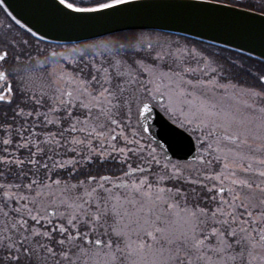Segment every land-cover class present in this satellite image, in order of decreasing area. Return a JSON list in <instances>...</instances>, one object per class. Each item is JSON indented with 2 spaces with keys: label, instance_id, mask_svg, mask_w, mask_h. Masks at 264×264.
<instances>
[{
  "label": "snow or ice",
  "instance_id": "snow-or-ice-1",
  "mask_svg": "<svg viewBox=\"0 0 264 264\" xmlns=\"http://www.w3.org/2000/svg\"><path fill=\"white\" fill-rule=\"evenodd\" d=\"M54 3L87 24L134 0ZM242 6L264 12V0ZM10 33H0V264H264V92L227 103L236 86L195 49L143 35L86 44L69 71L48 58L25 65L29 42ZM158 110L182 130L168 129L171 154L146 135Z\"/></svg>",
  "mask_w": 264,
  "mask_h": 264
},
{
  "label": "water",
  "instance_id": "water-1",
  "mask_svg": "<svg viewBox=\"0 0 264 264\" xmlns=\"http://www.w3.org/2000/svg\"><path fill=\"white\" fill-rule=\"evenodd\" d=\"M223 4L210 0H134L123 15L85 24L59 16L54 0H0V7L12 22L13 17L19 19L25 24L22 30L27 32L30 27L37 33L35 39L48 44L72 45L121 32L153 31L225 48L264 63V14L229 4L228 12L217 10ZM150 123L146 135H154L161 144L166 139L172 145L171 154L179 138L168 129L182 130L159 111ZM183 158V152L173 156L174 161Z\"/></svg>",
  "mask_w": 264,
  "mask_h": 264
},
{
  "label": "trees",
  "instance_id": "trees-1",
  "mask_svg": "<svg viewBox=\"0 0 264 264\" xmlns=\"http://www.w3.org/2000/svg\"><path fill=\"white\" fill-rule=\"evenodd\" d=\"M212 1H217V2H223V3H227V4H232V5H236L242 8H246V9H250V10H254L257 12H260L258 8H247V7H243L242 5L244 4H248L250 2H244L241 1L240 3H236L235 0H212ZM254 4V2H252ZM264 13V12H261ZM20 31L24 34H26L28 37L31 38V42L32 43H36L37 45H41L47 48H59V46H53L50 44H46L44 42H41L37 39H35L34 37H32L30 34H28L26 31L20 29ZM139 31H127V32H121V33H117V34H113L110 36H106L103 38H99V39H95L92 41H88V42H84V43H80L77 44L78 46H84L85 44H88L90 42H95V41H102L104 39L107 38H113V37H120L123 35H131L132 33H136ZM147 32H151V31H147ZM153 33V32H152ZM165 35V34H164ZM169 36H173V35H169ZM173 37H177V36H173ZM179 39H181L182 37H177ZM182 39H186V38H182ZM117 41V40H116ZM186 41H190L194 44H199L202 45L206 48H215L220 51V55L216 56L215 54H213L210 51H204V53L207 55V57L209 58H219V60H223V58H227L228 56L230 57H234L235 55H240L242 57V69L239 70L238 76L236 77V80H233L235 83H237L238 85H240L243 89H250L253 88L259 92H264V83L261 81V77L264 76V63L259 62L255 59H252L250 57H247L245 55L239 54L237 52L228 50V49H224V48H219V47H215V46H211V45H207L204 44L202 42L196 41V40H191V39H186ZM31 43V52L24 48L22 45L21 47L24 48V51L26 53V55L22 58L24 61L25 65L28 64H32L35 65L36 61H39L41 64L44 63L45 58H48L49 60H55V64L57 65V63L61 64L63 67L65 66V64H63V62L57 57L55 56L54 58L52 57V53H48L46 49H44L42 52L40 51H36V48L34 47V45ZM116 43V42H115ZM122 43H127V42H123ZM75 45V46H77ZM70 47V46H67ZM29 56H31V58H34L36 61H33L31 59V61H28ZM216 56V57H215ZM67 66V65H66ZM117 175H119V173H117Z\"/></svg>",
  "mask_w": 264,
  "mask_h": 264
},
{
  "label": "rangeland",
  "instance_id": "rangeland-1",
  "mask_svg": "<svg viewBox=\"0 0 264 264\" xmlns=\"http://www.w3.org/2000/svg\"><path fill=\"white\" fill-rule=\"evenodd\" d=\"M241 1L250 2V3L254 2V4H256V5H259L261 3V0H241ZM20 33H22V32H20ZM141 35H143V37L145 39L150 38L154 43L157 41H159L160 43H167L169 45H172L173 48H175L176 45H179L182 49H195L196 52L199 54V56L203 57L208 62L209 68H211L210 62L212 59H210V60L206 59L202 53V50H205V48L201 47L199 44H194V43H192L190 41H186V39H182V38L179 39L177 37L164 35L161 33H154V32L153 33L152 32H136V33H132L129 36L123 35V36L116 37V38L115 37L107 38V39H104L102 41H111L114 43L115 42H121L122 43V41H123V42H127V43H135L136 38L140 37ZM97 42H101V41L90 42L88 44L97 43ZM32 44L36 48V51L42 52L44 49H46L47 54L55 52L56 56L63 62V64H65L64 68H67L69 71L74 67L75 62H77L80 59L81 50L83 49V46H78V45L77 46H70V47L47 48V47H44L41 45H37L36 43H32ZM105 54H107V53H105ZM31 59L33 61H36L34 58H31ZM53 66L63 67L59 63H57V65H53ZM228 90H229V92L227 94H228V96H232L233 100L232 101H226L227 103H236L237 100H240V101L247 100V97L238 95L240 93V91L239 92L233 91L232 88H228ZM242 90H244V89H242ZM249 102H251V101H249ZM164 114L166 117H168V115L166 113H164Z\"/></svg>",
  "mask_w": 264,
  "mask_h": 264
},
{
  "label": "flooded vegetation",
  "instance_id": "flooded-vegetation-1",
  "mask_svg": "<svg viewBox=\"0 0 264 264\" xmlns=\"http://www.w3.org/2000/svg\"><path fill=\"white\" fill-rule=\"evenodd\" d=\"M11 27V33L10 36H16L18 40L24 41V40H29L27 46H23L24 48L28 49L31 52V38L28 37L24 33H20L19 27L12 22L4 13L2 8L0 7V33H3L7 30L8 27ZM25 38V39H24ZM201 47H204L200 45ZM56 48V47H54ZM205 50H202L203 55L205 56L206 59H212L210 62V67L211 68H216L217 72L212 74L214 75L220 84L225 85V86H230V85H235L236 88L233 89V91L239 92L243 88L235 83L233 80H236V77L238 76L239 70L242 69V57L240 55H235L234 57L228 56L227 58H223V60H219V58H209L207 55L204 53V51H210L216 56L220 55V51L215 48H206L204 47ZM215 56V57H216ZM31 57V56H29ZM28 61H31V59L28 58ZM56 65V64H55ZM223 91V90H220ZM229 92V90H228ZM227 92V93H228ZM239 95V94H238ZM159 111V110H158ZM165 118H167L170 122L171 120L165 116V114L162 111H159Z\"/></svg>",
  "mask_w": 264,
  "mask_h": 264
}]
</instances>
